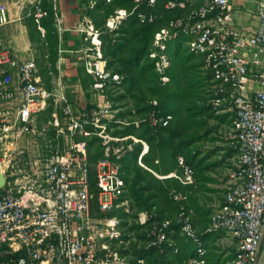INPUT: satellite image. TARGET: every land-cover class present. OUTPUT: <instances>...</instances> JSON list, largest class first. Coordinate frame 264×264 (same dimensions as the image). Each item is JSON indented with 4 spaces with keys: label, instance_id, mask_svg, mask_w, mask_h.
<instances>
[{
    "label": "built area",
    "instance_id": "1",
    "mask_svg": "<svg viewBox=\"0 0 264 264\" xmlns=\"http://www.w3.org/2000/svg\"><path fill=\"white\" fill-rule=\"evenodd\" d=\"M55 5L57 0H50ZM30 16L45 33L43 19L48 11L43 0H24ZM130 12L118 10L107 21L116 29L125 16L136 14L150 24L166 10H187L186 16L170 19L154 36L150 56L166 82L170 67V44L185 41L189 50L201 56L211 75L215 114L231 112L229 139L239 152L233 183L221 206L203 230L195 226V211L186 192L173 190L178 204L173 219L159 218L155 212L138 213L139 223L149 224V245L159 253V264H210L211 238L228 233L237 247L223 264H261L264 240V0L258 9L257 29L240 27L232 0H133ZM7 7L0 5V26L10 21ZM56 25L61 29L60 21ZM92 47L85 49L83 65L95 76L96 89L119 85L124 76L112 72L102 53L101 34L90 23ZM61 90L52 93L43 84L34 58L20 60L5 45L0 34V264H149L145 258L131 263L118 256L113 247L124 242L121 220L111 213L125 202L126 181L120 165L103 158L92 174L86 143L75 135L88 136V125L105 126L111 121L108 110L90 114L73 113L70 99ZM63 102L65 121L58 132L71 140L66 151H53L33 160L37 117L52 98ZM104 113H103V112ZM89 115V117H87ZM172 119L153 108L147 120L154 128L167 126ZM102 124V125H99ZM21 158L24 166H21ZM31 165L28 168V165ZM194 168L183 155L176 169L165 177L191 183ZM178 238L192 247L188 257L179 259Z\"/></svg>",
    "mask_w": 264,
    "mask_h": 264
},
{
    "label": "rangeland",
    "instance_id": "2",
    "mask_svg": "<svg viewBox=\"0 0 264 264\" xmlns=\"http://www.w3.org/2000/svg\"><path fill=\"white\" fill-rule=\"evenodd\" d=\"M109 1V0H108ZM49 4H45L49 12L52 10L54 11L53 2L50 0H47ZM132 6L130 8H118L114 11L113 14H111L108 18H106V21L102 27V29H110L107 25V21L117 14L118 10H125L127 12H130L133 9L134 2L133 0H130ZM113 4L112 2H108ZM94 2H91V6H93ZM52 5V8H51ZM31 6H25L24 12L25 17L20 20V22H13L10 21L6 24H4L2 27H0V34L2 35V38L4 40V43L6 46H8L14 55L19 58L20 60H26L29 58H34L37 62L38 71L39 73H42V80L44 86L51 91L52 93L60 92L61 85L60 82L64 85L62 81V72L61 69H58L57 67V61L56 63H53V56L50 53V50L53 49L54 45L51 43L49 46L48 44H45L46 46L43 47L42 43L38 42L39 36L41 38H44L46 34H43L41 30L38 28L37 24L34 22L32 16H30ZM106 10L101 11V13H105ZM170 13L166 14L164 12L161 13L159 18L155 20L153 23L158 22L154 25V34L152 33L151 37V43H150V49L148 52V58L153 62L154 64V71L157 74H160L158 70L155 67V61L150 56V53L153 51L154 48V36L155 33L162 27L166 26L170 19L178 17V16H186L187 10L184 11H169ZM134 16H137L136 14H133ZM132 15L125 16V18H129ZM55 17V13H54ZM90 18V21H92V18ZM139 19V17L137 16ZM122 19V21H123ZM141 22V21H140ZM152 23V24H153ZM93 26L96 28L92 21ZM122 24V22L118 25L117 28ZM53 25H55V20ZM44 26V25H43ZM116 28V29H117ZM101 34V30L96 28ZM111 30V29H110ZM102 45H103V39L101 37ZM101 45V46H102ZM49 47L51 49H49ZM182 50L185 52V54H192L193 58L191 60H187V63H185L183 66L180 64H177V68H174L175 74H177V80L180 79V77L183 78V84L182 88H187L185 85L189 80L193 81V77L197 75V73H200L201 77L209 75V73L204 69L203 67V60L201 56L193 54L185 41H178L175 43L170 44V67L167 70L166 74L169 76V80L162 83L167 84L170 81V75L169 70L172 69L173 62H172V55L175 51ZM52 51V50H51ZM103 53V50H102ZM104 56V53H103ZM42 57H44V61L41 62ZM125 58V55L124 57ZM58 60V59H57ZM108 63V62H107ZM123 64H125V60L117 63V67L121 68L123 67ZM84 66V65H83ZM189 67L191 68L189 70ZM186 70L181 73V70ZM110 71L115 72L114 68L113 70L108 68ZM85 72L88 75L89 82L86 84L85 92H82L80 90V87H77L75 85L71 86L68 85L67 88L69 89L70 93L78 94L77 100L75 101L72 99V109L73 113L75 115H79L80 113H88L92 112L93 110H108L111 114L113 119L111 121L104 120L106 124H103L105 126V129L103 126H96L93 125L92 122L89 123L88 129L92 132L91 135L83 136V135H75L73 137V141L75 142H82L84 141L86 143V149L87 154L89 158H92V160H100L103 158H109L110 160L114 161L118 165H120V168L123 169V172L125 176L128 178L127 183V199H123L125 202L119 209H117L116 215L121 220V230L124 232L125 241L124 242H117L114 244V248L118 253V256L121 258L126 259L127 261L134 263L139 258H145L149 264H158V258L159 253L158 251L151 247L149 245V239H148V231H149V224L148 225H141L138 220V213L144 210L155 212L159 217L163 219H173L177 216L178 213V204L171 199V192L173 190H178L176 186V182L173 181V179H170L168 182H164L162 188L153 187L149 193L156 192L157 196L153 198L151 201L157 204V207H153L150 209L146 207H139L137 205V202L135 201L134 197L132 196V189H131V183L132 178L134 176V165L135 160L131 159V152L135 149V146L137 144L142 145V150L139 153V156L137 158V164L139 166H142L146 170H150L157 178L161 180H165V176H169L171 174H159L156 171H154L152 168L144 165L142 163V158L147 155L150 152V145L145 140L140 138L137 134L131 133L129 135H123L122 133H117L118 130H123L124 127L129 126L131 124H134L135 126H140L143 122H148L147 120L149 113L151 112V109L157 107V109L161 110L160 104L157 99L150 100L149 104L152 105V108L147 111V113L144 116H138L134 117L129 114V109L135 108L136 100L132 97V93H136L137 90L135 87H133V92H129L130 84L124 85L125 81V75L123 82L119 85H109L102 89H96L93 85L95 81V76L91 73H89L85 67ZM153 72V71H152ZM192 72V74H191ZM118 73V72H115ZM151 74V73H150ZM179 74L180 77H179ZM188 78V79H187ZM161 79V74H160ZM210 86H211V78H210ZM169 87L168 89L171 92H174V90L177 88V84H174V81L172 80L171 83H168ZM175 88V89H174ZM68 91V92H69ZM80 93V94H79ZM126 95V97L116 99L120 95ZM190 95V93H189ZM186 97V100L184 101V111L186 112V107L192 103H196L195 98ZM193 95V94H191ZM154 97V96H153ZM55 96H52L50 99L46 109L39 113L37 117V126L39 129L38 134L36 135L34 144H35V153L33 154V160H36L37 158H44L47 156V154H50L53 151L60 150V152L66 151L71 145V140L68 137H65L62 133L58 132V125H56V121L59 120L60 125L65 121L64 113L62 110L63 102H57ZM76 99V98H75ZM150 99V96H149ZM171 102L172 104H177V107L179 105V99H173ZM160 107V108H159ZM103 112V111H102ZM128 112V113H127ZM161 112L166 114H171L173 118V114L170 111L164 110L162 108ZM104 113V112H103ZM126 114V116L124 115ZM89 117V115H87ZM214 116H210L208 114H204L202 117H195V124H190V129H188L189 139L192 140V143L188 145L183 150V153L186 154L189 150H194L196 146L199 145V141L206 140L207 135L210 131L208 127L211 119ZM198 118V119H197ZM172 120V119H171ZM198 120V122H197ZM181 123L180 118L173 119L171 124L169 125L174 130L177 128L178 124ZM102 125V124H99ZM187 129V127H186ZM96 139L94 143H91L92 139ZM193 139H196L195 142ZM174 146L177 147V143L179 142L176 138L174 139ZM129 156V158H128ZM131 159V160H130ZM22 162L20 163L21 166H24V160H29L28 158H21ZM158 161H156L157 164ZM31 165H28V168ZM177 179V178H176ZM179 180V179H178ZM179 182L183 185L181 190H184L185 192L189 191V186L184 184L182 181L179 180ZM143 184V183H141ZM151 184L154 186L156 183L151 182ZM179 191V190H178ZM148 194V193H147ZM209 207V206H208ZM216 211V210H215ZM212 211L211 214L207 213L206 217L202 216L198 217L197 220V227L200 229H203L208 224V218L210 219L211 215L215 212ZM210 216V217H209ZM264 231V227H263ZM264 234V233H263ZM237 247L236 238L232 234L228 233H221L215 235L213 238H211V254H210V264H223V261L230 260L232 257V254L235 252ZM183 252L181 254V257L186 258L189 256V254L192 252L191 246H185L182 248ZM261 264H264V240H263V256L261 260Z\"/></svg>",
    "mask_w": 264,
    "mask_h": 264
},
{
    "label": "trees",
    "instance_id": "3",
    "mask_svg": "<svg viewBox=\"0 0 264 264\" xmlns=\"http://www.w3.org/2000/svg\"><path fill=\"white\" fill-rule=\"evenodd\" d=\"M86 6V13L92 18V21L96 28L100 29L101 37L103 39L102 50L104 53V58L107 60V67L112 69L114 68L115 72L125 75L124 85L130 84L129 92H133V87L136 88L137 92L132 93V97L136 100L135 108L129 109V114L134 117L144 116L148 110L152 108V105L149 104L150 100L157 99L160 104V109L170 111L173 114V118L167 126L154 128L148 122L141 123L140 126H135L131 124L123 128V130H118L117 133H122L123 135H129L131 133L137 134L140 138L145 139L150 145V152L142 158V163L159 174L165 175L172 173L177 167V159L179 155H183L186 161L192 165V160L198 148L194 150H189L186 154L183 153V150L188 145L192 143V140L189 139L188 129H190V124H195V117H202L204 114L214 116L215 113L212 109L211 100L213 98L212 82L210 86L211 75L201 77L200 73H197L193 77V81H186L185 84L187 88H182L183 76L177 80V74L174 72V68H177V64L180 66L187 63V60L193 58L192 54H185L182 50H177L172 55L173 66L169 70L170 81H174V84H177V88L174 92H171L168 89V82L164 84L161 82L160 74H157L154 71V64L148 58V52L150 49L152 33L154 34L153 27L156 23L145 24L140 22L137 16H130L125 18L122 21V24L117 29H102L106 18H108L114 11L118 8H130L132 6L130 0H82ZM108 3V2H112ZM91 2H94L91 6ZM49 4L47 0H43V7L48 11V15L43 19V25L46 29V34L44 38L39 36L38 42L42 43L43 47L45 44L49 46L51 43L54 45L53 49L49 47L50 53L53 56V63H56L58 59V30L53 25L55 17L54 11L47 9L46 5ZM52 8V5H51ZM106 10L105 13L101 11ZM169 11H182V10H166L162 7L160 13ZM125 55V58H123ZM125 60L123 67H117V63ZM44 61L42 57L41 62ZM191 68L189 67V70ZM186 70H181L183 73ZM153 71V72H152ZM151 73V74H150ZM192 74V72H191ZM42 76V73H40ZM43 77V76H42ZM83 80L86 84L89 82L88 75L83 76ZM190 93V95H189ZM193 94V95H191ZM193 97L196 100V103H192L186 107L187 111H184V101L187 96ZM150 96V99H149ZM154 96V97H153ZM126 97V95H120L116 99ZM173 99H179V105L172 104ZM152 110V109H151ZM127 112V113H128ZM126 116V114H124ZM180 118L181 123L178 124L177 128L174 130L169 125L173 119ZM198 119V118H197ZM198 122V120H197ZM187 127V129H186ZM177 139V147L174 146V139ZM194 142L196 139H193ZM96 139H92L91 143H94ZM189 147V146H188ZM142 150V145L139 143L135 146L133 152H131V159L135 160L134 165V176L132 178L131 189L132 196L134 197L137 205L139 207H146L151 210L153 207H157V204L151 200L157 196L156 192L149 193L153 187L162 188L165 184L164 182L170 181L173 179L176 182L177 189L179 191L185 192L182 189V184L176 178H166L161 180L157 178L150 170L144 169L142 166L137 164V158L140 151ZM129 158V156H128ZM91 164L92 174H95V165L98 160H92L89 158ZM130 159V160H131ZM156 161L157 164H156ZM193 166V165H192ZM122 175L126 181V186L128 183V178L125 176L123 169L121 168ZM151 182L156 183L154 186ZM143 183V184H141ZM148 193V194H147ZM123 199H127V192ZM173 200V199H172ZM117 210L112 214H116ZM158 216V215H157ZM159 217V216H158ZM161 218V217H159ZM181 239V238H180ZM184 243L185 241L181 239ZM186 244V243H185ZM181 246V244H180ZM185 246H190L188 244L181 246V252L176 258L183 259L181 254L183 252L182 248ZM234 254V253H233ZM232 254V256H233ZM231 256V257H232ZM226 261H223V263ZM161 261H158V264Z\"/></svg>",
    "mask_w": 264,
    "mask_h": 264
},
{
    "label": "crops",
    "instance_id": "4",
    "mask_svg": "<svg viewBox=\"0 0 264 264\" xmlns=\"http://www.w3.org/2000/svg\"><path fill=\"white\" fill-rule=\"evenodd\" d=\"M260 2L261 0H232L235 19L240 27L257 29ZM0 5L7 7L10 21L20 22L25 17V6L29 4L24 0H0ZM86 10L82 0H57L54 5L55 25L58 20L61 25V29L56 25L59 36L57 67L61 69L64 92L70 101H76L78 94L70 93L68 85L80 87L85 92L83 76L87 73L83 66L84 50L93 46L92 36L87 33L92 21ZM232 121L231 112L214 115L208 125L210 131L206 134V140L199 141L196 146L198 151L192 160L193 181L185 183L179 179L189 186L186 193L188 204L195 211L196 227L198 217L203 214L206 217L207 213L217 210L224 202L229 187L235 183L233 172L237 168L239 152L228 137ZM207 221L209 222V218ZM178 242L181 246L186 245L180 238Z\"/></svg>",
    "mask_w": 264,
    "mask_h": 264
},
{
    "label": "water",
    "instance_id": "5",
    "mask_svg": "<svg viewBox=\"0 0 264 264\" xmlns=\"http://www.w3.org/2000/svg\"><path fill=\"white\" fill-rule=\"evenodd\" d=\"M5 182V176L4 174H0V186Z\"/></svg>",
    "mask_w": 264,
    "mask_h": 264
}]
</instances>
